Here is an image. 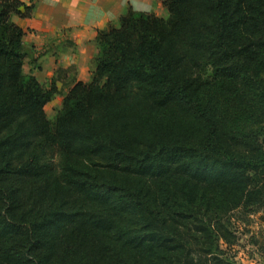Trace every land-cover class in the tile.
<instances>
[{"label":"trees","instance_id":"1","mask_svg":"<svg viewBox=\"0 0 264 264\" xmlns=\"http://www.w3.org/2000/svg\"><path fill=\"white\" fill-rule=\"evenodd\" d=\"M163 4L97 30L50 120L34 4L0 0V264H234L235 223L264 226V0Z\"/></svg>","mask_w":264,"mask_h":264},{"label":"crops","instance_id":"2","mask_svg":"<svg viewBox=\"0 0 264 264\" xmlns=\"http://www.w3.org/2000/svg\"><path fill=\"white\" fill-rule=\"evenodd\" d=\"M22 1L34 4L30 18H34L36 14L40 16V21L35 23L40 24L42 29L49 34L48 38H57L60 43L69 41L77 53L63 55V58L60 59L59 52L50 57L48 61L43 59V67L39 70L31 69L29 74L35 75L39 82L41 81L37 72H43V75L50 76V82L55 77L57 87H59L65 75L69 76L70 68H73L71 70L73 77L67 80L71 81L69 86L73 84V81H89L94 66V57L97 53L94 40L97 30L104 29L109 24H117L118 17L124 11V6L120 3L121 0ZM24 30L26 34V29ZM22 41L24 42V39ZM26 60L27 58L25 62ZM61 71L64 72L63 76H61Z\"/></svg>","mask_w":264,"mask_h":264},{"label":"rangeland","instance_id":"3","mask_svg":"<svg viewBox=\"0 0 264 264\" xmlns=\"http://www.w3.org/2000/svg\"><path fill=\"white\" fill-rule=\"evenodd\" d=\"M34 0H30L33 2ZM36 1V0H35ZM44 1V0H37ZM124 9L130 4L134 10L139 11H152L156 15L166 18L168 16L167 10L163 4V0H121L120 2ZM40 16L36 14L34 18H20L14 17V20L20 24L24 29H26V34L24 36V46L27 51V60L24 65V72L29 74L31 69H38L43 67V59L49 60L50 57L57 55L60 52L59 58L62 59L63 55L77 54L75 48L69 44V41L58 42L57 38L50 39L41 27L40 24L35 22L40 21ZM34 23V24H33ZM41 59V61H39ZM46 61V62H47ZM72 67V66H70ZM94 67V66H93ZM73 68H70L69 76L65 75L63 82L58 87V93L53 96L51 101L45 106L47 117L53 120L57 111L61 108L62 99L66 93L69 82L67 81L72 75ZM58 70V68H57ZM92 72V71H91ZM39 79L44 86L48 87L50 82V76L43 75V72H37ZM64 72L61 71V76ZM68 77V78H67ZM91 78V76H90ZM66 80V81H64ZM90 80V79H89ZM60 84V83H59ZM251 215L250 225H245L242 223H235L234 229L238 235V243L232 245L228 250L227 254L234 264H264V250L262 248L264 244L263 233L260 230L263 229V224L260 220V214ZM244 223V222H243ZM255 235L258 241L257 244H253L250 240L251 235ZM223 245V244H222ZM223 248H226L223 245Z\"/></svg>","mask_w":264,"mask_h":264}]
</instances>
